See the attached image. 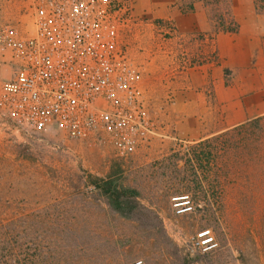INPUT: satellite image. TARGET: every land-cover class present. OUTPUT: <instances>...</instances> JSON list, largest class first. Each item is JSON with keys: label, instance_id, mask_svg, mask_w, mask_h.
I'll use <instances>...</instances> for the list:
<instances>
[{"label": "rangeland", "instance_id": "1", "mask_svg": "<svg viewBox=\"0 0 264 264\" xmlns=\"http://www.w3.org/2000/svg\"><path fill=\"white\" fill-rule=\"evenodd\" d=\"M229 1L233 15L252 2ZM33 2L0 0V24L27 27ZM114 3L157 135L121 158L107 139L26 133L0 116V218L40 216L42 264L52 233L60 264H264V164L250 162L247 145L220 151L213 144L194 161L198 142L179 135L171 113L186 71L214 60L208 13L199 2L184 13L181 0ZM175 15H187L194 28L178 29ZM87 175L135 191L139 208L118 209L85 185ZM182 196L192 211L178 215L173 200ZM203 230L215 241L207 254L190 247Z\"/></svg>", "mask_w": 264, "mask_h": 264}, {"label": "built area", "instance_id": "2", "mask_svg": "<svg viewBox=\"0 0 264 264\" xmlns=\"http://www.w3.org/2000/svg\"><path fill=\"white\" fill-rule=\"evenodd\" d=\"M119 11L114 0H34L27 27L0 24V116L26 133L107 139L121 158L156 136ZM173 201L192 211L187 196ZM190 245L207 254L215 241L203 230Z\"/></svg>", "mask_w": 264, "mask_h": 264}, {"label": "crops", "instance_id": "3", "mask_svg": "<svg viewBox=\"0 0 264 264\" xmlns=\"http://www.w3.org/2000/svg\"><path fill=\"white\" fill-rule=\"evenodd\" d=\"M234 18L238 31L212 37L214 60L189 68L173 99L175 128L185 140L200 142L264 116V15L251 2ZM173 19L178 29L194 28L187 15ZM208 30V23L200 28Z\"/></svg>", "mask_w": 264, "mask_h": 264}, {"label": "trees", "instance_id": "4", "mask_svg": "<svg viewBox=\"0 0 264 264\" xmlns=\"http://www.w3.org/2000/svg\"><path fill=\"white\" fill-rule=\"evenodd\" d=\"M251 1L255 13L264 15V0ZM181 2L180 10L184 13H192L198 2L203 5L214 29L211 37L217 33H236L238 31L239 26L231 11L229 0H181ZM226 24L229 27L226 28ZM244 136H247V140H244ZM213 144L220 151L247 145V148L255 155L250 162L257 161L264 164V116L198 142L192 148L194 161L199 160L200 154H196L197 150L202 154L203 149L210 148ZM85 185L92 186L94 191L105 195L118 209L122 207V203L129 205L130 210L133 211L139 208L135 191L119 186L114 179L104 180L87 175ZM130 216L135 217L131 214ZM39 223L40 216L38 214L0 218V264H42L41 256L44 251L39 238ZM51 235L54 237L53 233ZM53 237L49 238L46 249L49 257L48 264H60L61 262L55 255L56 248Z\"/></svg>", "mask_w": 264, "mask_h": 264}]
</instances>
